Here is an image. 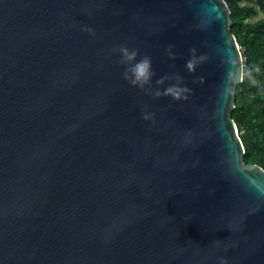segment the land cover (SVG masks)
<instances>
[{
  "label": "water",
  "instance_id": "water-1",
  "mask_svg": "<svg viewBox=\"0 0 264 264\" xmlns=\"http://www.w3.org/2000/svg\"><path fill=\"white\" fill-rule=\"evenodd\" d=\"M230 14L225 0H0V264H264Z\"/></svg>",
  "mask_w": 264,
  "mask_h": 264
},
{
  "label": "trees",
  "instance_id": "trees-1",
  "mask_svg": "<svg viewBox=\"0 0 264 264\" xmlns=\"http://www.w3.org/2000/svg\"><path fill=\"white\" fill-rule=\"evenodd\" d=\"M230 8L231 31L241 47L243 80L236 87L231 118L238 126L245 148L246 167L264 169V18L250 21L261 11L264 0H225ZM254 1L256 6L243 2Z\"/></svg>",
  "mask_w": 264,
  "mask_h": 264
},
{
  "label": "clouds",
  "instance_id": "clouds-1",
  "mask_svg": "<svg viewBox=\"0 0 264 264\" xmlns=\"http://www.w3.org/2000/svg\"><path fill=\"white\" fill-rule=\"evenodd\" d=\"M122 52H123L124 56L127 58V60H132L136 55L135 52H132L131 54H129L127 52V50H125V49H122ZM147 67H148V61L147 60H144V61L140 62L139 64L135 65L133 70L136 74L137 79H140L141 77L146 76Z\"/></svg>",
  "mask_w": 264,
  "mask_h": 264
},
{
  "label": "rangeland",
  "instance_id": "rangeland-1",
  "mask_svg": "<svg viewBox=\"0 0 264 264\" xmlns=\"http://www.w3.org/2000/svg\"><path fill=\"white\" fill-rule=\"evenodd\" d=\"M244 4H247V5H253V6H256L255 2L254 1H246V2H243ZM260 18H264V14L261 12V11H258L257 14L253 15L250 19V21H255L257 19H260Z\"/></svg>",
  "mask_w": 264,
  "mask_h": 264
}]
</instances>
